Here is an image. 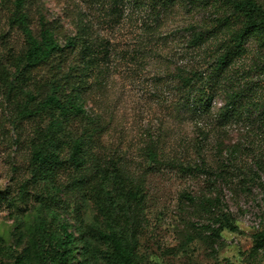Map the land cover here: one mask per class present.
<instances>
[{
	"label": "rangeland",
	"instance_id": "rangeland-1",
	"mask_svg": "<svg viewBox=\"0 0 264 264\" xmlns=\"http://www.w3.org/2000/svg\"><path fill=\"white\" fill-rule=\"evenodd\" d=\"M255 1L264 10V0ZM13 2L0 0V66L7 68L24 48L21 33L9 24ZM25 6L34 31L42 13L66 34L89 26V33L109 47L101 86L85 97L86 109L100 116L104 126L92 160L104 171L111 170L114 158L139 184L142 202L129 210L135 223L129 227L119 208L115 220L127 235L131 230L142 264H264V242L256 240L264 214L261 44L247 41L232 65L212 78L211 100L202 109L185 104L166 73L181 65L205 68L239 27L235 20L189 50L184 43L188 27L206 16L215 19V12H187L177 2L157 15L156 6L145 0H125L116 16L107 13V1L99 0H26ZM17 102L0 89V264H15L26 253L39 263L32 225L42 208L53 209L77 238L81 231L75 228L81 225L89 247L78 243V253H95L98 260L91 259L92 264H107L105 247L91 235L103 216L81 191L70 192L71 183L80 180L88 189L96 186L94 168L88 164L75 171L65 164L55 176L56 192L45 182L29 181L31 140L48 121L44 116L21 119ZM72 128L83 127L75 123ZM155 140L157 164L144 151ZM61 156L66 160L64 145Z\"/></svg>",
	"mask_w": 264,
	"mask_h": 264
},
{
	"label": "trees",
	"instance_id": "trees-1",
	"mask_svg": "<svg viewBox=\"0 0 264 264\" xmlns=\"http://www.w3.org/2000/svg\"><path fill=\"white\" fill-rule=\"evenodd\" d=\"M99 1H107V13L114 16L120 14L125 2ZM135 1L140 3L143 0ZM145 1L156 6L157 15L177 2H181L187 12L216 13L215 19L206 16L203 21L188 27L189 34L184 43L189 50L200 48L222 29H229L230 20L239 24L205 68L194 69L181 65L173 72L166 73V76L176 81V89L185 104L208 108L213 91L208 83L212 78L220 77L232 65L234 59L243 52L247 41L256 40L264 48V10L255 0ZM25 5L26 0L13 2L9 24L21 33L24 48L11 58L8 68L0 66V89L7 96L13 95L20 100L17 104L21 119L35 121L44 116L48 121L45 128L38 130L31 140L29 181L33 184L45 182L56 192L59 189L55 184V176L65 164L75 171L90 164L98 176V184L88 189L84 180L76 181L71 183L70 192L81 191V197L92 200L96 210L103 216V224L95 226L91 235L105 247L107 264H142L143 258L137 254L131 230L127 235L123 225L115 220L119 208L124 211L129 227L135 223L134 215L129 216V210L139 207L142 202L139 184L132 183L114 158L110 160L111 170L104 171L100 163L92 160L95 158L93 150L98 145L104 126H101L100 116L86 109L85 97L92 87L101 86L98 80L104 73L103 64L109 57V47L89 33V26H76L74 34H66L60 24L48 20L42 13H39L34 31ZM202 79L205 81L203 84ZM230 106L233 108V105ZM75 123L83 128L80 131L73 129ZM155 141L146 145L144 150L147 159L153 164L160 162L158 140ZM63 145L66 148V160L61 156ZM55 195L51 196L53 201ZM37 218V222L32 225L36 233L32 241L35 240L37 245L35 256L38 264H92L91 259L94 262L98 260L95 253H78V243L89 247V240H83L81 225L75 228L81 231L77 238L69 229V224L60 220L53 209L42 208ZM212 234L217 236V232ZM79 238L82 241H78ZM256 240L264 242V214ZM27 254L16 257L14 263L34 264Z\"/></svg>",
	"mask_w": 264,
	"mask_h": 264
}]
</instances>
